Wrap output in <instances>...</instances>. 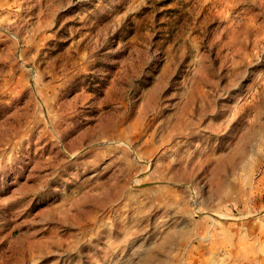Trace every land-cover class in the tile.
<instances>
[{
    "label": "rangeland",
    "instance_id": "374dc122",
    "mask_svg": "<svg viewBox=\"0 0 264 264\" xmlns=\"http://www.w3.org/2000/svg\"><path fill=\"white\" fill-rule=\"evenodd\" d=\"M0 264H264V0H0Z\"/></svg>",
    "mask_w": 264,
    "mask_h": 264
},
{
    "label": "bare ground",
    "instance_id": "6f19581e",
    "mask_svg": "<svg viewBox=\"0 0 264 264\" xmlns=\"http://www.w3.org/2000/svg\"><path fill=\"white\" fill-rule=\"evenodd\" d=\"M77 147H78V146H77ZM65 148H66L69 152L72 151V150H74V148H73L72 146H69V145H66ZM64 151H65V150H64ZM223 175H224V174H223ZM223 178H224V176H223ZM225 180H226V179H225ZM123 184H124V183H123ZM219 185H222V184L219 183ZM122 186H123V185H122ZM119 191H120V190H119ZM219 191H220V190H219ZM219 191H218V192H219ZM105 192H106V191H105ZM111 195H113L114 198H115V197H118V196H117V193H113V192H112ZM119 195H120V194H119ZM230 195H231V194H230ZM130 197H131V194H130ZM103 203H104V202H103ZM68 204H69V203H68ZM100 206H104V204H102V205H100V204H96V205H95L96 208H99ZM17 208H18V207H17ZM56 208H57V207H56ZM56 208H55V209H56ZM14 209H15V208H14ZM53 210H54V209H53ZM96 210H97V209H96ZM54 211H55V210H54ZM79 212H80V211H79ZM87 212H88V211H87ZM82 213H83V211H82ZM90 213H91V212H90ZM54 214H55V213H54ZM70 215H71V214H70ZM87 215H88V214H87ZM75 216H76V215H75ZM88 216H89V215H88ZM82 217H83V216H82ZM59 218H60V217H59ZM87 218H88V217H87ZM94 218L96 219L95 211L92 213V215L90 216L89 219H90V221H91V220L94 219ZM60 220H61V219H60ZM65 220H66V219H65ZM67 225H68V224H67ZM69 225H70V224H69ZM82 227H83V226H82ZM85 229H86V228H85ZM86 230H87V229H86ZM214 232H215V231H214ZM35 233H36V232H35ZM223 233H224V232H223ZM216 234H217V233H216ZM182 236H183V235H182ZM78 238H79V237H78ZM171 238L173 239V237H171ZM76 239H77V238H76ZM186 240H187V239H186ZM172 241H173V240H172ZM50 242H51V240H50ZM162 242H163V241H162ZM169 243H170V242H169ZM207 251H208V250H207ZM163 252H164V251H163ZM167 252H168V251H167ZM169 252H170V251H169ZM167 256H168V255H167ZM171 258H172V257H171Z\"/></svg>",
    "mask_w": 264,
    "mask_h": 264
}]
</instances>
